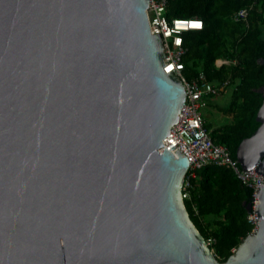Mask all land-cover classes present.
Listing matches in <instances>:
<instances>
[{
	"label": "water",
	"instance_id": "95a60500",
	"mask_svg": "<svg viewBox=\"0 0 264 264\" xmlns=\"http://www.w3.org/2000/svg\"><path fill=\"white\" fill-rule=\"evenodd\" d=\"M149 10L0 0V264H264V183L223 262L188 215V159L162 142L185 92ZM256 120L236 156L264 179V100Z\"/></svg>",
	"mask_w": 264,
	"mask_h": 264
},
{
	"label": "trees",
	"instance_id": "16d2710c",
	"mask_svg": "<svg viewBox=\"0 0 264 264\" xmlns=\"http://www.w3.org/2000/svg\"><path fill=\"white\" fill-rule=\"evenodd\" d=\"M240 8L248 11L245 19L234 18ZM164 15L168 20H202L201 29L181 33L187 48L182 72L190 79L202 71L215 85L228 81V102L214 104L226 120L213 126L203 116L213 142L226 146L237 159L239 143L260 125L256 115L264 100L257 90L264 86V0H166ZM218 59L228 62L216 64ZM189 183L184 206L216 259L223 262L251 232L246 203L252 201L253 189L230 167L215 163L196 169Z\"/></svg>",
	"mask_w": 264,
	"mask_h": 264
},
{
	"label": "built area",
	"instance_id": "2783aa9c",
	"mask_svg": "<svg viewBox=\"0 0 264 264\" xmlns=\"http://www.w3.org/2000/svg\"><path fill=\"white\" fill-rule=\"evenodd\" d=\"M147 2L151 9L148 11L150 31L160 36L165 63L170 72L182 83L185 92L177 121L169 134L162 139L164 147L170 149L174 145L188 159V168L181 186L182 198L188 197L189 178L194 176L196 169L207 163L230 167L245 185L253 189L251 211L247 218L253 226L251 232H254L258 227V216L255 211L257 194L264 179L256 171V166L249 169L239 167V161L230 156L226 146L213 142L210 129L205 126V119L200 110L207 105L208 99H213L225 91L228 81L215 85L206 79L202 71L190 79L182 72L184 68L182 57L187 48L183 45L181 33L183 30L201 29L202 20L198 17L168 20L164 15L166 0H147ZM247 14L246 8H240L234 18L245 19ZM192 24H199L200 27L194 28ZM227 62L228 60L225 59L216 60V64ZM206 242L209 244V241Z\"/></svg>",
	"mask_w": 264,
	"mask_h": 264
},
{
	"label": "rangeland",
	"instance_id": "374dc122",
	"mask_svg": "<svg viewBox=\"0 0 264 264\" xmlns=\"http://www.w3.org/2000/svg\"><path fill=\"white\" fill-rule=\"evenodd\" d=\"M230 97V90L225 89V92L218 94L215 98L212 100L210 99L209 103L211 105H205L203 108H201L202 114L207 118L208 121H210L213 126H215L217 123L223 122L226 120V116L222 115L221 113H217V111L214 108V104H224L227 103Z\"/></svg>",
	"mask_w": 264,
	"mask_h": 264
},
{
	"label": "snow or ice",
	"instance_id": "6c2138e0",
	"mask_svg": "<svg viewBox=\"0 0 264 264\" xmlns=\"http://www.w3.org/2000/svg\"><path fill=\"white\" fill-rule=\"evenodd\" d=\"M191 26L194 27V28H198V27H200L199 24H192ZM177 43H179V41H177ZM169 70H170V69H169Z\"/></svg>",
	"mask_w": 264,
	"mask_h": 264
},
{
	"label": "crops",
	"instance_id": "0c3cea01",
	"mask_svg": "<svg viewBox=\"0 0 264 264\" xmlns=\"http://www.w3.org/2000/svg\"><path fill=\"white\" fill-rule=\"evenodd\" d=\"M223 92H225V91H223ZM223 92H222V93H223ZM210 99H211V98H210ZM210 99H208V102L210 101ZM211 100H212V99H211Z\"/></svg>",
	"mask_w": 264,
	"mask_h": 264
}]
</instances>
